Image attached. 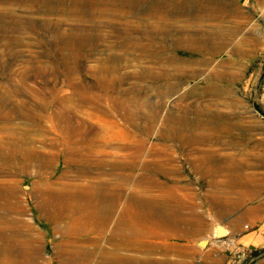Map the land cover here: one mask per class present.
Returning a JSON list of instances; mask_svg holds the SVG:
<instances>
[{"label":"rangeland","instance_id":"rangeland-1","mask_svg":"<svg viewBox=\"0 0 264 264\" xmlns=\"http://www.w3.org/2000/svg\"><path fill=\"white\" fill-rule=\"evenodd\" d=\"M263 114L264 0H0V264H264Z\"/></svg>","mask_w":264,"mask_h":264},{"label":"bare ground","instance_id":"bare-ground-1","mask_svg":"<svg viewBox=\"0 0 264 264\" xmlns=\"http://www.w3.org/2000/svg\"><path fill=\"white\" fill-rule=\"evenodd\" d=\"M7 11V9H6ZM76 194H63V195H58V198L60 199V201H58L57 204L61 205V202L63 201H66L68 198H70V196H74ZM129 203H132V202H136V203H139V206H142L143 208L145 209H148L149 207L146 206L145 204H143L142 201L140 200H132V198L129 199ZM132 201V202H131ZM71 203V202H70ZM85 204V203H84ZM83 204V205H84ZM97 206V205H96ZM74 208V211L78 210V209H81L82 208V205L81 204H74L73 203V206ZM93 208V207H92ZM92 208H88L87 210L83 209L85 214L84 216H76V218H72V223L74 224V226L78 227V229H81L82 231H85L86 230V227H85V224H89L90 222L93 223L95 225V227H97L98 229L101 228V226L107 221V219L109 218V211H110V208L107 207V206H101V207H98L96 209H92ZM70 209V208H69ZM128 208L127 206L124 207V209L122 210V213L119 217V220L116 222V226H115V234L118 235L120 234V232L122 231L121 230V225L122 223L124 222V215H125V212H128ZM73 212V211H72ZM74 213V212H73ZM74 215V214H73ZM72 215V216H73ZM91 225V224H89ZM88 225V226H89ZM125 226V225H124ZM127 226V225H126ZM75 227V228H76ZM84 227V228H83ZM123 229V228H122ZM130 229V227H129ZM81 230H79V232H81ZM114 231V229H113ZM133 231V230H132ZM129 234V233H128ZM98 239V238H97ZM129 239V238H128ZM117 244V243H116ZM115 244V245H116ZM119 245V244H118ZM110 252V251H109ZM111 253V252H110ZM113 254V253H112ZM112 257L114 259H112V263L113 264H121L122 261H124L122 264H126V259L119 256V255H112ZM176 264V263H175Z\"/></svg>","mask_w":264,"mask_h":264},{"label":"water","instance_id":"water-1","mask_svg":"<svg viewBox=\"0 0 264 264\" xmlns=\"http://www.w3.org/2000/svg\"><path fill=\"white\" fill-rule=\"evenodd\" d=\"M222 234H223V231H222L221 229H218V231H217V235L220 236V235H222Z\"/></svg>","mask_w":264,"mask_h":264},{"label":"trees","instance_id":"trees-1","mask_svg":"<svg viewBox=\"0 0 264 264\" xmlns=\"http://www.w3.org/2000/svg\"><path fill=\"white\" fill-rule=\"evenodd\" d=\"M257 110H259L260 113H263L260 109L257 108ZM264 115V114H263Z\"/></svg>","mask_w":264,"mask_h":264}]
</instances>
